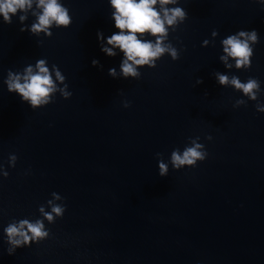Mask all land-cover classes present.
I'll list each match as a JSON object with an SVG mask.
<instances>
[{
	"label": "water",
	"instance_id": "water-1",
	"mask_svg": "<svg viewBox=\"0 0 264 264\" xmlns=\"http://www.w3.org/2000/svg\"><path fill=\"white\" fill-rule=\"evenodd\" d=\"M60 2L71 23L51 36L20 31L31 12L11 24L0 16V264H264V112L256 109L264 105V0L168 5L187 12L166 41L179 58L165 53L155 67H138V78L119 76L118 49L101 51L97 32L118 31L109 0ZM253 29L250 67L229 58L226 68L221 40ZM37 59L59 68L70 97L56 92L33 109L7 90V71ZM217 72L257 79V100L219 84ZM196 137L206 158L173 169L171 152ZM48 201L65 205L54 222L39 210L51 212ZM21 219L42 220L49 235L10 255L3 230Z\"/></svg>",
	"mask_w": 264,
	"mask_h": 264
},
{
	"label": "clouds",
	"instance_id": "clouds-1",
	"mask_svg": "<svg viewBox=\"0 0 264 264\" xmlns=\"http://www.w3.org/2000/svg\"><path fill=\"white\" fill-rule=\"evenodd\" d=\"M110 7L113 9L111 18L114 21V27L118 30L110 36L104 37L102 32H97V39L100 42L101 51L108 56H116L118 49L123 53L119 65V76L123 78H138L140 72L138 67L147 65L155 67V62L165 53L173 60L179 58L178 50L172 46L168 40L169 28L175 31L178 24L182 23L187 12L176 5L177 0H109ZM22 13L19 16L21 22L25 21L27 14L35 17L30 26L22 23L20 31L27 30L39 36L43 33L45 36H51L52 27H68L71 23L69 9L65 7L60 0H0V16L3 22L11 24V16L17 12ZM11 14V15H10ZM217 31L213 30L211 35L215 37ZM147 36L154 39H147ZM259 42V36L256 30H239L234 34H229L221 40L223 53L219 58L225 62L226 68H232L233 64L228 63L229 58L234 60L236 69H247L251 65L250 58L253 55V45ZM209 41H202V46L208 45ZM94 66L99 65V61L93 59ZM108 74L116 78L118 73L116 68H110ZM218 83L221 85H231L235 90H239L250 100H257L258 93L261 91L260 82L255 78H248L246 82L233 75L229 78L219 72L215 73ZM54 77V78H53ZM202 79H197V84L202 83ZM7 90L18 94L22 101L27 102L33 109L47 105L52 101L56 92L62 97L68 98L71 93L67 91L68 85L65 83V76L59 68L53 64L51 70L47 66L46 59H37L35 64H29L24 67L22 72L7 71L4 80ZM62 85V86H60ZM244 100L236 101V105L245 104ZM128 107V102L124 103ZM257 111L264 112V105L257 103ZM211 139V137H207ZM199 137L191 139V146H185L181 152L174 149L171 152L170 162L173 169H180L183 166H195L197 161L206 158L207 152L204 145L198 143ZM158 157L160 153L156 154ZM17 157L10 155L8 163L14 166ZM158 174L165 176L168 173V165L163 160H158ZM8 172H3L7 177ZM55 199L61 197L53 192ZM51 212H45L43 206L40 212L49 222H54V216H62L65 211V205L52 204L48 201ZM44 229L42 220H36L34 223L27 219H21L18 223L7 225L4 228V234L7 237L6 242L10 245L7 248L8 254H12L16 248L29 245L30 242H38L48 237L49 232ZM31 233V235H29Z\"/></svg>",
	"mask_w": 264,
	"mask_h": 264
}]
</instances>
